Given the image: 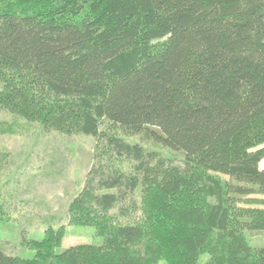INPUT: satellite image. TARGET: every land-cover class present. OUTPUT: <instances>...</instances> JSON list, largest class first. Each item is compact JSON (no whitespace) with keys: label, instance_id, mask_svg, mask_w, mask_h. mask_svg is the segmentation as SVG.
<instances>
[{"label":"trees","instance_id":"trees-1","mask_svg":"<svg viewBox=\"0 0 264 264\" xmlns=\"http://www.w3.org/2000/svg\"><path fill=\"white\" fill-rule=\"evenodd\" d=\"M0 107L94 137L69 225L104 238L0 264H264V0H0Z\"/></svg>","mask_w":264,"mask_h":264},{"label":"rangeland","instance_id":"rangeland-1","mask_svg":"<svg viewBox=\"0 0 264 264\" xmlns=\"http://www.w3.org/2000/svg\"><path fill=\"white\" fill-rule=\"evenodd\" d=\"M128 140L165 156H181L145 133ZM95 141L89 135L47 130L41 123L0 107V202L5 206L0 244L7 254L33 258L34 252L24 241L42 239L49 227L66 228L58 253L76 245L104 244L94 227L69 225V205L81 192L93 165ZM248 240L252 247H263L264 232ZM207 259L202 255V262Z\"/></svg>","mask_w":264,"mask_h":264}]
</instances>
